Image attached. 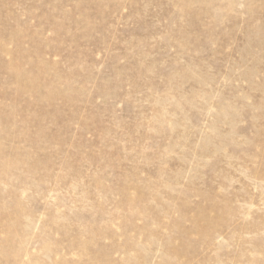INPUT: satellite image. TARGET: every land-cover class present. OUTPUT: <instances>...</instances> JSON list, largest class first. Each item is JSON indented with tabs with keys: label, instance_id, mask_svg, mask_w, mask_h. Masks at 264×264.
<instances>
[{
	"label": "rangeland",
	"instance_id": "obj_1",
	"mask_svg": "<svg viewBox=\"0 0 264 264\" xmlns=\"http://www.w3.org/2000/svg\"><path fill=\"white\" fill-rule=\"evenodd\" d=\"M0 264H264V0H0Z\"/></svg>",
	"mask_w": 264,
	"mask_h": 264
}]
</instances>
